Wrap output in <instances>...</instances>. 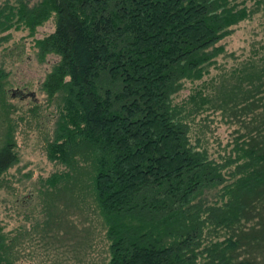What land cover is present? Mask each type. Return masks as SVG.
<instances>
[{"label": "trees", "instance_id": "1", "mask_svg": "<svg viewBox=\"0 0 264 264\" xmlns=\"http://www.w3.org/2000/svg\"><path fill=\"white\" fill-rule=\"evenodd\" d=\"M262 6L0 0V46L12 29L33 34L55 17V30L36 45L41 57H59L43 89L58 98L48 156L65 170L45 184L52 201L62 191L93 197L109 264L257 263L244 249L248 231L264 226V53L199 82L226 51L220 42ZM4 75L0 108L8 114ZM187 82L189 94L178 99ZM206 112L238 125L224 153L211 150L207 123L197 124ZM4 129L0 175L18 161L14 129ZM15 260L0 226V264Z\"/></svg>", "mask_w": 264, "mask_h": 264}, {"label": "rangeland", "instance_id": "2", "mask_svg": "<svg viewBox=\"0 0 264 264\" xmlns=\"http://www.w3.org/2000/svg\"><path fill=\"white\" fill-rule=\"evenodd\" d=\"M55 27V17H52L33 34L28 29H12L9 39L0 46V69L5 72L3 103L9 102L12 107L8 114L7 109L0 108V143L6 132L4 128L10 125L18 154V161L0 175V226L16 264H109L110 243L93 197L88 194L77 201L68 191H62L52 201L47 193L48 177L65 170L62 163L48 156L47 144L54 137L58 117V98L50 101L43 89L59 57L54 52L41 57L36 42ZM234 28L220 42L226 51L218 57L208 79L199 85L212 78L221 80L220 76H227L235 64L264 53L263 6ZM192 85L187 82L177 98L189 94ZM18 91L28 95L13 96ZM209 113H204V119L199 117L197 124L207 123L206 138L211 150L224 153L238 125L227 122L221 112ZM212 192L216 194L217 190ZM248 232L249 240L253 241L244 252L256 264H264V226Z\"/></svg>", "mask_w": 264, "mask_h": 264}, {"label": "water", "instance_id": "3", "mask_svg": "<svg viewBox=\"0 0 264 264\" xmlns=\"http://www.w3.org/2000/svg\"><path fill=\"white\" fill-rule=\"evenodd\" d=\"M32 95H34V92L31 93ZM15 95H23V96H26L28 95V93L24 92V91H18V92H14L13 96Z\"/></svg>", "mask_w": 264, "mask_h": 264}]
</instances>
